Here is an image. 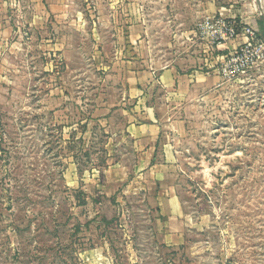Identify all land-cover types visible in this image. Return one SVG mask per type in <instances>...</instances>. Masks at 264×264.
<instances>
[{
	"label": "rangeland",
	"instance_id": "374dc122",
	"mask_svg": "<svg viewBox=\"0 0 264 264\" xmlns=\"http://www.w3.org/2000/svg\"><path fill=\"white\" fill-rule=\"evenodd\" d=\"M29 7L8 8L0 40V264H264V57L226 80L205 65L198 28L232 18L264 46V0L78 3L42 41ZM166 63L213 83L190 98L137 84L129 98L139 73ZM134 115L159 126L160 159L173 156L164 182L189 230L179 258L159 241V185L134 167Z\"/></svg>",
	"mask_w": 264,
	"mask_h": 264
},
{
	"label": "crops",
	"instance_id": "0c3cea01",
	"mask_svg": "<svg viewBox=\"0 0 264 264\" xmlns=\"http://www.w3.org/2000/svg\"><path fill=\"white\" fill-rule=\"evenodd\" d=\"M14 3L15 0H0V40H4L13 32L8 21V8H12ZM28 3L30 5V13H28L27 19L31 26L32 34L37 40L42 41L52 35L56 26L61 24L70 26L72 24L73 10L78 3L87 9L99 8L103 3H109L110 7L113 8L120 3V0H28ZM127 6L130 7L129 1ZM229 46L226 45L211 52L207 50L205 45L202 49V52L206 54L204 57L205 65H209V60H214L215 63L218 62L219 58L224 56L226 52L217 54V51L225 48L230 50ZM156 72L157 69L151 66L149 70L139 73L138 77L130 82L129 98L136 99L143 96V92L138 89L137 84L145 89L151 85L155 86L158 84L159 88L164 92H174L179 97L190 98L203 85H211L210 83H213V77L210 73L205 75L198 71H192L190 74L188 72L184 74V71L182 73L179 72L177 66L168 63L159 71V78L155 77ZM137 118L143 119L140 115H134L133 118L130 117L125 130V133L135 141L137 149L134 167L141 171L140 178L143 177L153 181L155 187L159 185L154 193L153 201L157 214L164 220L165 231L161 234L159 241L161 246L171 250L174 252L173 256L179 258L178 253L183 250L182 246L186 242L189 230L184 221L181 201L176 193V187L174 184L164 182L163 173L168 172L172 168L170 165H172L173 156L170 151L165 150L160 159L157 151V140L160 134L159 126L151 122H143L136 125L134 122ZM176 260L174 264H181L176 262Z\"/></svg>",
	"mask_w": 264,
	"mask_h": 264
},
{
	"label": "built area",
	"instance_id": "2783aa9c",
	"mask_svg": "<svg viewBox=\"0 0 264 264\" xmlns=\"http://www.w3.org/2000/svg\"><path fill=\"white\" fill-rule=\"evenodd\" d=\"M19 1L15 0L13 6L17 7ZM198 28L208 51L230 45V52L218 61L219 73L226 80L244 74L254 58L264 57V46L257 40L256 28L252 26L245 24L239 32L232 18H211Z\"/></svg>",
	"mask_w": 264,
	"mask_h": 264
},
{
	"label": "trees",
	"instance_id": "16d2710c",
	"mask_svg": "<svg viewBox=\"0 0 264 264\" xmlns=\"http://www.w3.org/2000/svg\"><path fill=\"white\" fill-rule=\"evenodd\" d=\"M79 167H80V165H79ZM79 173L82 174V172H80V170H79ZM15 231H17V230H15Z\"/></svg>",
	"mask_w": 264,
	"mask_h": 264
},
{
	"label": "water",
	"instance_id": "95a60500",
	"mask_svg": "<svg viewBox=\"0 0 264 264\" xmlns=\"http://www.w3.org/2000/svg\"><path fill=\"white\" fill-rule=\"evenodd\" d=\"M263 10H264V7H263Z\"/></svg>",
	"mask_w": 264,
	"mask_h": 264
}]
</instances>
